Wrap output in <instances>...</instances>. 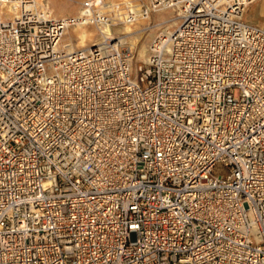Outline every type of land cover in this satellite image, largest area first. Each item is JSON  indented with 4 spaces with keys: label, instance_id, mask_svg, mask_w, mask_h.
Wrapping results in <instances>:
<instances>
[{
    "label": "built area",
    "instance_id": "2783aa9c",
    "mask_svg": "<svg viewBox=\"0 0 264 264\" xmlns=\"http://www.w3.org/2000/svg\"><path fill=\"white\" fill-rule=\"evenodd\" d=\"M252 1L84 0L56 18L0 0V264H264ZM165 12L136 62L103 32ZM88 26L98 44L62 45Z\"/></svg>",
    "mask_w": 264,
    "mask_h": 264
},
{
    "label": "rangeland",
    "instance_id": "374dc122",
    "mask_svg": "<svg viewBox=\"0 0 264 264\" xmlns=\"http://www.w3.org/2000/svg\"><path fill=\"white\" fill-rule=\"evenodd\" d=\"M82 1L83 0H46V3L48 5V8L53 12L52 15L56 17L60 15L64 16L67 14L68 15L75 14L78 11L80 3ZM114 1H121V0H114ZM131 1L135 3L145 2V0H131ZM49 3L52 5H50ZM57 4L63 5L64 6L63 9L67 12L63 11V13H60L59 10L57 9V6H58ZM256 5H264V0H257L250 7H248L244 15V20L246 22H250L254 19H257L258 23H264V13L258 14L257 10L255 9ZM172 16H174L172 12L154 14L150 17L149 20H140L139 22L131 26L132 30L134 29L133 31L135 34L126 38L127 40L125 41L123 40L121 45L124 48H130L133 50L134 55H135L134 62L143 59V57H141V54H140L142 48L144 46L148 48L151 40L154 39L156 36H158L161 33L162 29L164 28L165 25L161 23L165 21V19L170 18ZM158 24H161V25H158ZM169 24H167L165 27H168L169 30H171V28L174 25L171 26L172 23H169ZM148 26L150 27L147 28ZM118 27L120 26H117L113 29V34L115 37H118V34H120L115 31ZM83 28L92 34L91 38L87 41V44H91L93 41L95 42L100 37V33L95 27L88 26V27H83ZM110 29L111 28L106 29L110 31L108 33H111ZM106 30L103 32H106ZM70 34H71L70 37H72L75 42L76 41V31L71 29ZM135 64L136 63H134L133 65Z\"/></svg>",
    "mask_w": 264,
    "mask_h": 264
},
{
    "label": "bare ground",
    "instance_id": "6f19581e",
    "mask_svg": "<svg viewBox=\"0 0 264 264\" xmlns=\"http://www.w3.org/2000/svg\"><path fill=\"white\" fill-rule=\"evenodd\" d=\"M40 1H42V3L44 5L45 4L47 5L46 0H40ZM255 1H257V0H253L252 1V4ZM57 5H58L57 6V9L59 10V12L60 13H63V11H65L63 9L64 6L63 5H59V4H57ZM255 9L257 10V13L258 14L264 13V5H256L255 6ZM65 12H67V11H65ZM250 22H252V23H258L257 19H254V20H252ZM169 23H172L171 26L174 25L176 23V19L172 16L170 18L165 19V21H163L161 24H164L166 26ZM161 24H158V25H161ZM165 26L162 29L161 34H166L169 31V28L168 27H165ZM76 28H73V30L76 31V41L75 42H74V39L72 37H70L71 36L70 31H68L64 35V37L62 38V42H61L62 45L63 46H68L67 48L69 50L76 49V48H86V47H89V46H95L96 44L99 43V40L101 38V35H100V37L95 42L93 41L91 44H87V41L91 38L92 34L90 32H88V31H86L83 27H76ZM113 29L112 28L110 29L111 30V33H108L110 31L109 30H106V32H104L105 35H112L113 34ZM133 30H132V28H131L130 25H123V26L118 27L115 31L117 33H120V34H118V37H114V40H117V44L118 45L121 44L123 40L125 41V40H127L126 38H128L131 35L135 34ZM116 32H114V33H116ZM140 54H141V57L145 58L146 55H147V47L144 46L142 48Z\"/></svg>",
    "mask_w": 264,
    "mask_h": 264
},
{
    "label": "crops",
    "instance_id": "0c3cea01",
    "mask_svg": "<svg viewBox=\"0 0 264 264\" xmlns=\"http://www.w3.org/2000/svg\"><path fill=\"white\" fill-rule=\"evenodd\" d=\"M83 1H84V0H83ZM145 1H146V0H145ZM49 4H50V3H49ZM50 5H52V4H50ZM50 5H49V6H50ZM49 10H50V9H49ZM79 11H80V6H79L78 11H77L75 14H71V15H68V14H67V15H64V16H61V15H60V16H56V18H57V17H65V16H75V15H77V14L79 13ZM50 12H51V15H52L53 12H52L51 10H50ZM52 16H53V15H52ZM53 17H55V16H53Z\"/></svg>",
    "mask_w": 264,
    "mask_h": 264
}]
</instances>
